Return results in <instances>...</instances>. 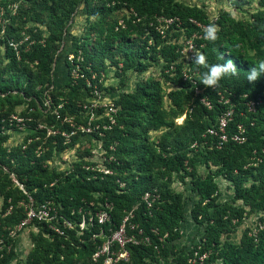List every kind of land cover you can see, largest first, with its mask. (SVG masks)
<instances>
[{"label": "trees", "instance_id": "obj_1", "mask_svg": "<svg viewBox=\"0 0 264 264\" xmlns=\"http://www.w3.org/2000/svg\"><path fill=\"white\" fill-rule=\"evenodd\" d=\"M229 1L243 10L240 5L244 3L240 0ZM252 1L255 7L248 12L247 19H237L222 11L215 22L204 7L181 0L0 1L1 8L7 12L10 4L20 2L21 12L24 11L22 22L39 23L50 33L44 41L35 35L34 40L15 49L11 44L20 37L16 34L15 19L11 18L12 22L4 26L0 45L4 46L9 63L0 71V93L23 90L30 100L22 101V98L15 104L26 103L27 111L36 112L25 114V118H36L38 103L50 91L52 109L60 115L57 118L49 114L43 129H39L34 119L32 123L27 121L32 130L37 129L28 137H41V140L28 144L27 137L22 144L8 149L5 143L10 138L9 131L16 129L8 116L14 111L13 107L7 112L0 110V264H8L15 256L17 236H11L10 231L26 217L25 209L18 205L29 200L3 168L15 174L36 202L52 201L60 216L76 224L66 237L49 233L40 224L43 234L33 237L36 244L24 264L86 262L104 242L103 237L93 238V234L114 231L126 212L136 207V221L151 236L152 245L129 247L132 264H157L160 259L170 261L171 257L175 264H264V229L257 241L249 235V229L243 232L238 244L229 241L248 214H264V76L255 83L246 79L250 69L264 60V0ZM80 4H83L86 29L82 36H74L70 45L64 43L68 50L65 65L69 82L66 90L59 91L52 80L56 43L65 42L70 35V23ZM118 11H126L124 27L114 18ZM169 18L179 21L163 37L158 27L163 24L162 19ZM211 23L220 29L214 43L204 36ZM181 34L188 38L197 35V45L209 64L233 61L238 76L223 79L217 89L204 87L200 77L205 69L198 68L181 53L183 46L176 40ZM69 54L74 56L73 61L67 59ZM110 67L123 80L129 72L143 74L152 67L159 68L170 90L165 91L159 81L148 78L139 82L135 91L123 92L114 101L118 109L114 124L108 117L92 121L94 126L100 124L104 133L101 141L107 158L105 167L112 174L86 170L84 166L97 163L84 157L69 170L50 171L48 163L53 155L66 153L80 139L79 134L65 143L62 133L72 130L65 119L74 117L75 123L87 125L89 119L82 122L78 117L85 110L79 105L80 99L85 91L88 96H94L90 92ZM184 72L188 73L187 78ZM7 74L9 77L5 79ZM251 101L256 102L253 112L248 108ZM229 109L233 110L226 126L229 139L218 148L217 137L208 130L217 129L220 117ZM98 113L102 115L104 109L99 108ZM184 114V122L177 124L176 120ZM104 125L108 127L103 129ZM239 126L244 128L246 136L242 144L231 140ZM48 128L58 131L57 134L48 136ZM161 129L167 131L157 140H151L150 131ZM94 135L100 138L97 133ZM199 164L207 170L205 174L200 173ZM218 177L230 183L233 189L230 201H218L221 196ZM176 181L190 185L197 201L175 192L172 185ZM121 183L125 186L121 187ZM154 189L161 194V203L150 215L142 197ZM105 202L114 206L111 223L104 226L94 223L81 230L78 224L84 214L90 211L95 214ZM188 220L201 232L199 242L191 247L182 244ZM260 221L264 222V216ZM153 228L162 235L168 234L162 245L151 234ZM192 258L196 260L194 263L189 262Z\"/></svg>", "mask_w": 264, "mask_h": 264}, {"label": "rangeland", "instance_id": "obj_2", "mask_svg": "<svg viewBox=\"0 0 264 264\" xmlns=\"http://www.w3.org/2000/svg\"><path fill=\"white\" fill-rule=\"evenodd\" d=\"M2 1V0H0ZM189 5H197L199 7H204L206 11L209 14V17L212 22H215L217 20V17L220 12L226 11L230 12L235 18L237 19H247L249 17V11L255 7V3L252 0H240L241 4L240 7L243 10H239L236 8L235 5L232 4L229 0H181ZM27 5V3H26ZM21 3L20 2H13L9 6V12H7L4 8H1L0 6V39L3 37L4 32V26L11 23V18H14V26L16 29V34L19 35V41H15V44L17 47L18 45H21L22 43H25L29 40H34L36 36H41L42 41L46 39L50 33L48 29L39 23L36 22H22L24 21V15L23 12H21ZM83 4L79 5L78 7V13L75 15L73 21L70 23V35L67 36L65 39V42L62 41L60 43H56V52L54 57V62L52 64V80L54 81V87L59 91L66 90V85L69 82L68 77V70L65 65V58L68 53V50L64 48V43L67 45H70L72 43L73 37L77 36L80 37L83 35L86 29V21H85V15L82 11ZM245 11H247L245 13ZM126 15V11H118L114 14V18H116L120 23V21H123V16ZM36 35V36H35ZM94 36H92L93 38ZM189 39L186 35L181 34L178 39H176L179 43H182L183 45L185 42ZM196 39L194 40V43L197 45ZM12 45V44H11ZM14 47V46H13ZM0 56L2 59V62L0 64V71L5 69L9 63V58L5 56L4 46L0 45ZM36 71V70H35ZM116 69L114 67H110L108 69V72L103 75V77L99 80V84L95 86V88L98 91V95H96L93 91L90 92V95L94 96H88L86 94V91L84 92V95L82 99H80L79 105L82 106L85 110L80 111L78 114V117L80 118V121H85L87 119L89 120H98L102 117L101 114L98 113V109L101 107H105L107 105L114 104L115 100L118 99V97L123 92H132L135 91L136 86L139 82L143 80H147L148 78H153L156 81H159L161 83V86L165 91L170 90L169 86L164 83V80L161 77V72L159 68L152 67L149 69L148 72L143 74L133 73L129 72L125 77V85H123V79L118 77L115 73ZM37 72V71H36ZM9 74L5 75V79H8ZM101 86V89H100ZM106 89V90H105ZM23 90H13L5 94L0 93V110H3L5 112L9 111V108L13 107V111L9 116L8 119L12 118L13 116H19L24 117L36 112L35 109H31L27 111L28 105L25 103L23 105H17L15 104V101H29L30 98L24 97ZM42 102L38 103V109L39 114L36 118L27 117L25 119H31L28 121H31L32 123L33 119L35 122L38 123L41 127H46V120L48 115H57L58 111L52 109V96L50 91H46L42 96ZM168 101L166 102L167 105ZM70 118V117H69ZM74 120V117H71ZM186 119V114L182 115L180 118L176 120L177 124H182L184 120ZM66 121V120H65ZM75 122V120H74ZM29 123V122H28ZM29 123V124H30ZM28 125V127H30ZM27 130L19 131L17 129L9 131V140L5 143V146L8 147V149H11L12 147H15L17 145L22 144L25 139L33 133V130L28 128ZM166 129H161L159 131H150V139L151 140H157L163 133H165ZM41 140V137H38L37 140ZM46 143V139L43 141V144ZM42 144V145H43ZM40 145L38 149L42 147ZM64 155L54 154L50 162L48 163V168L51 171H57V172H63L66 170H69L73 163L77 162L81 157H84L86 160L89 161H96L100 167L105 168L106 164V156L104 149H101L100 143L94 139V137L91 136H82L80 137L77 144L66 153H63ZM199 171L201 174H205L207 170L205 167L201 164L198 165ZM3 171L5 173H9L10 179L13 182L14 185L17 186V183L12 179L11 173L7 168H3ZM1 176V175H0ZM189 181V180H188ZM216 182L219 185L221 196L218 201L224 202V201H230L233 197V189L230 185V183L222 178L218 177L216 179ZM9 185V183H7ZM13 186V185H12ZM172 189L175 192H180L185 195L186 198H191L192 201H197L196 194L191 192V186L190 185H183L179 181H176L172 185ZM2 201V197L0 199ZM240 205V203H238ZM18 206L23 207L25 209V206H23V203H20ZM1 207V203H0ZM13 208V207H12ZM248 210V208L246 207ZM264 216L262 212L258 213H250L248 214L243 222L236 228L235 232L232 234L229 241L238 244L241 240V237L243 235V232L246 229H249V231H256L258 228V225L260 223V217ZM43 226V225H42ZM41 225L37 222L32 223L28 225L26 228H24L19 234H17L14 250H15V256L14 258L8 263V264H24L28 253L33 249L34 245L36 244L33 240V237L35 235H38L40 233L43 234V231L40 230ZM184 239L182 241L183 245H187L189 247L193 246L195 243H198L201 238V232L199 228L193 224L190 220H188L187 226L184 230ZM15 236V237H16Z\"/></svg>", "mask_w": 264, "mask_h": 264}, {"label": "built area", "instance_id": "obj_3", "mask_svg": "<svg viewBox=\"0 0 264 264\" xmlns=\"http://www.w3.org/2000/svg\"><path fill=\"white\" fill-rule=\"evenodd\" d=\"M177 18H169V19H162L163 24L158 27V31L160 34L165 37L167 29L174 23L178 22ZM193 23L200 26V24L196 23L194 20H191ZM119 25L124 27V22L120 21ZM195 38L197 35L192 36L191 38L187 39L185 44L182 43V51L181 53L189 60L190 57L193 55V51H198L201 53V48L194 43ZM15 49L17 46L12 44ZM74 56L69 54L67 59L73 61ZM184 76L187 78L188 73L184 72ZM96 95H98V91L95 88L93 91ZM204 104L209 108L210 103L203 100ZM256 106L255 101H251L248 103V108L250 111H254ZM104 109V113L102 117H108L112 124L115 123L114 115L117 113L118 109L114 104L107 105L105 107H101ZM233 114V110H227L219 119L218 128H210L208 133L212 136H216L218 139L217 147L220 148L224 143H226L229 139L228 134L226 133V126L228 121L231 119ZM57 118H60L59 113L56 115ZM101 117V118H102ZM31 119H25L24 117H17L13 116L9 119V122L14 123L17 126L19 131L27 130V121ZM66 123H68L72 130L70 132L62 133V136L65 138V143H69L71 138L79 135L82 136H91L94 137L96 141L100 143L101 149L103 150V145L101 141V137L104 136V133L100 130V124H96L95 126L92 125L93 120H89L86 124H77L74 122L73 118H66ZM108 126L104 125L103 129H106ZM30 128V127H28ZM45 127L39 126V129H43ZM31 129V128H30ZM37 131V129H35ZM33 130L32 134H35ZM58 132V131H57ZM56 131H53L51 128H48V136L51 134H57ZM95 133L99 135L100 138L95 137ZM245 131L242 126H239L238 132L233 134L231 140L242 144L246 141ZM30 134V135H32ZM38 139L28 137L27 143H31L33 140ZM196 146V145H194ZM37 153L40 155L42 150H37ZM64 155V154H60ZM112 160V158H109ZM107 161V158H106ZM86 170H90L91 172H100L103 174H112V170L108 168H102L100 165H86L84 166ZM12 179L17 183V186L26 194L29 198L27 202H22L23 206H25L26 217L25 219L12 231H10L11 236H16L20 233L24 228L32 223H39L43 225L49 233H53L58 236L66 237L68 235V231L75 229L76 224L73 223L69 218L65 216H60L55 204L52 201H43V202H36L24 189V186L20 184L17 180L15 174L11 173ZM125 184L121 183V187H124ZM142 202L145 204L146 209L150 215H152V211L156 210L158 205L161 203V194L157 189L152 191H147L143 197ZM113 204L110 202H105L101 205L100 209H98L95 214L91 211L86 215L84 214L81 222L78 224L81 230L87 229L89 225H93L97 223L100 226L108 225L112 221V210ZM136 210L137 207L127 211L120 226L116 228L114 231L110 230L109 233H101L93 234V238L103 237L104 242L98 246L97 251L88 259L86 262H76L75 264H132L131 261V253L129 247L131 246H151L152 245V238L149 234H147L141 225L136 221ZM264 229V222L260 221L258 228L256 231H250L249 235L254 237L256 241L259 237V232ZM151 234L157 237L158 241L162 245L165 243L168 234L162 235L157 228H153L150 230ZM1 242V241H0ZM157 253L159 254L160 250L158 249L159 245H156ZM197 256V252L195 253ZM206 255L200 258L201 261L205 258ZM170 261L161 260L157 264H175L172 262V257L169 259ZM196 260L194 258L190 259V263H194Z\"/></svg>", "mask_w": 264, "mask_h": 264}, {"label": "clouds", "instance_id": "obj_4", "mask_svg": "<svg viewBox=\"0 0 264 264\" xmlns=\"http://www.w3.org/2000/svg\"><path fill=\"white\" fill-rule=\"evenodd\" d=\"M219 31L218 25L215 23L209 24L204 33L205 39L214 43L219 38ZM190 59L198 68L205 69V71L201 73L200 83L208 89L219 88L220 82L223 79L238 76L239 73L236 65L231 60L223 64H209L207 57L198 51H193V55ZM220 59L222 60L223 57L221 56ZM262 76H264V60L258 61V63L250 69L246 79L249 83H255Z\"/></svg>", "mask_w": 264, "mask_h": 264}]
</instances>
